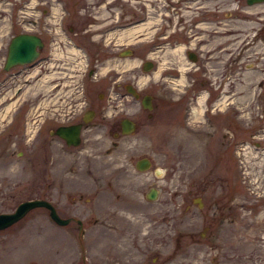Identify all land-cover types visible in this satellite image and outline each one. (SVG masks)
Wrapping results in <instances>:
<instances>
[{
  "label": "rangeland",
  "instance_id": "obj_1",
  "mask_svg": "<svg viewBox=\"0 0 264 264\" xmlns=\"http://www.w3.org/2000/svg\"><path fill=\"white\" fill-rule=\"evenodd\" d=\"M166 1H70L74 8L83 4L97 8L94 16L81 12L76 16L95 19L88 25L91 30L109 27L104 35L110 52L94 65L92 75L94 90L106 93L99 103H104L109 128H115L121 116L135 120L136 127L116 136L104 127L91 140L61 146L59 151L51 144L47 172L44 124L27 145L18 141L11 147L0 139V189L9 198L0 209L25 195L43 196L55 201L63 214L85 219L84 230L77 235L72 225H56L45 209L29 210L17 228L0 235V264L42 260L43 245L44 264H81L82 253L90 263L97 257L96 264H108L99 258L106 252L110 226L120 223L128 234L137 230L146 248L155 238L152 250L122 255L120 264H142L154 254V264H264V0H220L223 31H216L211 44L222 42L221 57L226 60L238 55V76L229 81L234 85L222 84L212 105L211 97H204L206 83L197 86L187 104L186 121L175 100L180 92L191 93L185 79L188 61L178 57L184 42L180 36H186L181 26L185 21L178 19L191 13L185 8L176 13ZM48 2L55 4L48 24L58 25L61 6ZM42 6V0H0V31L10 24L31 26V20L40 26ZM123 48L131 51L121 54ZM173 56L178 64L169 60ZM79 58L76 76H82L86 66L83 54ZM144 58L152 60L145 70ZM125 82L160 100L150 116L126 92ZM24 87L19 97L32 95L34 120L27 129L35 132L44 116V74ZM227 87L233 95L224 94ZM111 138L115 144L110 145ZM140 155L148 156L152 164L135 168L133 161ZM153 164L162 167L160 175L153 174ZM151 179L160 186L154 200L142 194ZM93 216L95 222L90 220ZM34 217H43V229L30 224Z\"/></svg>",
  "mask_w": 264,
  "mask_h": 264
},
{
  "label": "flooded vegetation",
  "instance_id": "obj_2",
  "mask_svg": "<svg viewBox=\"0 0 264 264\" xmlns=\"http://www.w3.org/2000/svg\"><path fill=\"white\" fill-rule=\"evenodd\" d=\"M42 1H44V6L41 7L40 13H42L44 19L40 26L37 24L36 20H31V26L27 27L23 25V23L17 26L10 24L8 29L0 31V119H4L3 124L0 126V139L12 145L11 147H15L18 141L23 145H27V143L32 141L33 133L34 135L37 134L39 128L44 124V172H47L48 167L46 163L48 162V151L51 152L53 150L51 144L57 145V151L61 150V146H65L66 148L75 146L81 144L85 140H91L92 135L96 134L97 130L103 129L104 127L111 131L112 136H116L118 133L124 134L128 132L121 131L119 119L122 116L118 119L115 128H109L107 116L104 113V103H99V101L101 102L102 99H104L106 93L102 90H94L92 78L95 70L94 65L104 60L108 52H110L111 46L108 49L105 47L106 37L104 35V33L109 30V27L100 26L97 30H91L88 25L91 24L92 21H95V19H77L76 16L79 12L85 14V17H88V15L94 16L95 13H98L96 11L97 8H87L86 4L78 5L74 8L70 2L71 0H53L58 2L61 6L58 14L59 24L54 25L48 24V20L49 14L52 15L53 13L52 8L55 7V4L49 3V0ZM166 2L174 6L173 10L176 13H181L182 8L189 10L191 13L186 17L187 19H178L179 21H185L181 23V26L184 31H186V36H180L181 40H184V42L181 45L182 48L178 57L181 56L188 61V64L185 65V79L188 82L191 93H187V91L183 89L185 92H180L175 95V100L176 102H180L179 107H181V111L179 114H183V120L186 121L188 115L186 109L187 104L193 99V95L194 97L196 96L197 91L194 93V90L199 89L197 86L204 82L206 83L207 88L205 89L204 97L206 99L211 97L208 99V103L212 105L215 101L214 97L221 95L220 87L224 82L234 85V83L229 81L234 80V78L238 76V55L233 54L226 60L221 57L225 52L222 42L216 40L211 44V40L218 35L216 31L220 30V28L221 31H223V26L220 22L223 21L224 11L220 0H169ZM183 5L189 7H183ZM108 13H110V11ZM33 25L34 28H32ZM204 27L207 30H203ZM20 32L32 33L38 36L40 45L36 46L37 52L35 56L29 60L16 62L4 67L3 62L7 54L8 42L12 35ZM80 53L84 56V63L86 66L82 73L83 75L76 76L78 73L76 69L80 62ZM173 57L176 58L169 60L172 61L173 64H178V57ZM42 74H44V116L35 124V132L29 131L28 133L27 128H31L30 122L34 120L30 112L32 95H23L21 97H19V95L25 90V85L29 84L37 77H40ZM227 88V92L224 94L230 95L232 92L231 95H233L232 89H229V87ZM138 93L139 96L136 97V99H138L139 103L141 94H150L149 92L140 90H138ZM11 96H13L12 99H10ZM11 101L12 106L9 103ZM149 101L151 107L145 108L146 116H150L152 114L151 109L155 106L158 107L160 104V100H153L151 94ZM210 109H212V107H210ZM232 110L235 111L234 108H232ZM97 115H99L98 119ZM206 116L207 119H209L210 114L207 113ZM58 126L64 127L62 128V133L56 131ZM75 127L77 128L76 131H74ZM135 127L136 122L134 120V128ZM74 137L77 138L76 143L71 142ZM110 143V145L115 144V140L111 138ZM109 149L110 147L105 148L107 151ZM14 151L22 152V149L16 148ZM136 158L133 161L135 168H137L135 166ZM148 159V166H150L152 162L149 157ZM155 166L159 165L153 164L152 172L158 176L161 171L156 174ZM151 182H153L154 185H158L155 179L149 180L146 188L142 192L145 199H148L145 196V190ZM1 193L2 190L0 189V203L8 201L9 198ZM31 197L43 196L25 195L17 200H13L10 207L1 208L0 212L10 211L19 201ZM48 200L52 203L59 216L68 217L65 222L59 223L52 219L49 215V208L43 205L30 207L23 215L33 208L38 207L43 209V211L45 209L48 218L56 223V225H72L71 229L75 230L77 235H80L84 230V226L82 225H84L85 219L70 213L63 214L55 201L51 199ZM23 215L8 224L0 226V235H2V232L17 228V223L24 219ZM130 217L133 218L135 216ZM96 219L95 216L90 218L91 222H95ZM133 219L138 218L135 217ZM30 220V224L36 225L38 230L43 229V217H34L30 218ZM120 224L123 226V223ZM121 226L118 225L116 228L110 226V231L105 240L106 252L99 258L100 261L107 262L108 264H120L122 255L127 256V253H130V256H134L135 251L144 254L145 250H152V247H155L154 237L149 239V245L148 248H146L141 243V236L137 233V230L128 234V232H124V228ZM152 252L154 254L155 251ZM42 253V260L31 259V264H44V245ZM155 256V254L150 256V259L144 260L142 264H154ZM94 259V263H90V260L82 253L79 261L81 264H96L98 258L94 257Z\"/></svg>",
  "mask_w": 264,
  "mask_h": 264
},
{
  "label": "water",
  "instance_id": "obj_3",
  "mask_svg": "<svg viewBox=\"0 0 264 264\" xmlns=\"http://www.w3.org/2000/svg\"><path fill=\"white\" fill-rule=\"evenodd\" d=\"M255 1H260V0H246V2L251 3ZM40 45V39L38 36L32 33H25V32H20L16 33L11 36L9 42H8V50L6 57L3 62V66L7 67L13 63L16 62H22L25 60H29L32 57L35 56L37 50L36 46ZM131 50L129 48H123L121 51V54H127ZM152 65V60L149 58H144L141 61V68L142 69H148ZM124 88L127 92L132 94L134 97H138L139 93L136 87L130 83V82H125L124 83ZM150 94L148 93H143L140 95V103L143 107L145 108H150L151 104L149 101ZM120 125H121V131L122 132H129L134 128V120L127 117V116H122L119 119ZM62 128L58 126L56 128V131L59 133H62ZM76 127L75 130L76 131ZM72 143L77 142V138H73L71 140ZM149 164V159L147 156H140L136 158L135 160V166L139 169L146 168ZM160 171H162L161 166H155V173L158 174ZM160 186L154 185L153 182L150 183L148 188L145 190V196L148 199H154L156 198L158 191H159ZM200 200H198V204H200ZM35 205H43L49 208V215L51 216L52 219H54L56 222L62 223L65 222L68 217H61L59 216L52 203L45 197H31V198H26L21 201H19L15 207L10 210V211H1L0 212V226H3L5 224H8L12 222L13 220L17 219L23 213L30 207H33Z\"/></svg>",
  "mask_w": 264,
  "mask_h": 264
},
{
  "label": "bare ground",
  "instance_id": "obj_4",
  "mask_svg": "<svg viewBox=\"0 0 264 264\" xmlns=\"http://www.w3.org/2000/svg\"><path fill=\"white\" fill-rule=\"evenodd\" d=\"M176 51V50H175ZM175 55V54H174ZM203 99V98H202Z\"/></svg>",
  "mask_w": 264,
  "mask_h": 264
}]
</instances>
